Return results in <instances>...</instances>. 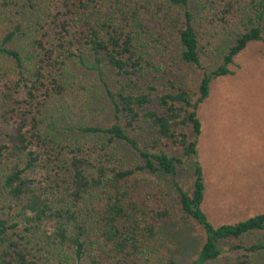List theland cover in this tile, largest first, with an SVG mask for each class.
Segmentation results:
<instances>
[{
	"label": "trees",
	"instance_id": "trees-1",
	"mask_svg": "<svg viewBox=\"0 0 264 264\" xmlns=\"http://www.w3.org/2000/svg\"><path fill=\"white\" fill-rule=\"evenodd\" d=\"M253 43L264 0H0V264H179L173 216L203 230L191 264H264V213L212 223L198 160L212 83ZM88 60L112 75L106 122L90 120Z\"/></svg>",
	"mask_w": 264,
	"mask_h": 264
},
{
	"label": "rangeland",
	"instance_id": "rangeland-1",
	"mask_svg": "<svg viewBox=\"0 0 264 264\" xmlns=\"http://www.w3.org/2000/svg\"><path fill=\"white\" fill-rule=\"evenodd\" d=\"M65 8L72 0H54ZM214 61L216 51L207 55ZM96 88L92 122H106L113 113V104L104 93L111 74L86 61L79 68ZM235 73L218 77L212 83L210 97L202 105V133L199 136L198 160L205 175L203 209L215 225L236 223L264 213V48L251 44L236 58ZM197 70L178 61L174 78L178 83L194 82ZM8 129L0 127L1 132ZM147 135V130H145ZM144 141L145 137L141 136ZM166 188V199L174 206L176 194L166 177L150 175ZM185 188L193 185L192 163L180 172ZM168 242L179 264H191L199 254L204 233L192 221L173 216L165 222ZM261 232L259 237H263ZM226 249L229 244L224 245Z\"/></svg>",
	"mask_w": 264,
	"mask_h": 264
}]
</instances>
